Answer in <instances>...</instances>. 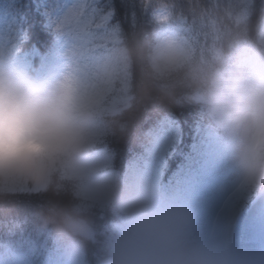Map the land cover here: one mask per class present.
Masks as SVG:
<instances>
[{
  "label": "clouds",
  "instance_id": "clouds-1",
  "mask_svg": "<svg viewBox=\"0 0 264 264\" xmlns=\"http://www.w3.org/2000/svg\"><path fill=\"white\" fill-rule=\"evenodd\" d=\"M140 3L152 8L153 33L122 37L113 52L122 64L141 71L126 108L136 99L164 107L165 97L195 104L229 144L238 186L264 195V17L250 29L247 13H227L229 32L198 54L166 30L175 18L174 0ZM65 55L63 73L38 78L0 42V205L18 191L52 188L58 173L83 167L96 142L101 93L114 77L111 61L101 63L95 86L85 91ZM154 85L160 96L152 95ZM109 123L120 132L128 127L114 118ZM98 195L122 218L102 264H247L241 251L190 242L188 210L146 179L114 174L100 180ZM42 220L68 237L72 250L94 238L79 206L53 207Z\"/></svg>",
  "mask_w": 264,
  "mask_h": 264
},
{
  "label": "rangeland",
  "instance_id": "rangeland-1",
  "mask_svg": "<svg viewBox=\"0 0 264 264\" xmlns=\"http://www.w3.org/2000/svg\"><path fill=\"white\" fill-rule=\"evenodd\" d=\"M106 1V11L104 12L114 10L111 6L112 1ZM251 1L252 0H244V3L241 5V7L246 10L247 14ZM174 2L176 3V0H174ZM179 2L187 8L189 3L208 4L209 0H179ZM213 2H215V0H213ZM138 3L141 4L140 0H119V4L126 14V29L132 33L131 36L133 33L145 28V23L141 16L142 12L139 9ZM223 5L224 4L221 3L222 7ZM52 7L53 5L49 7V9ZM4 22L5 19L1 21V23ZM109 26L118 27L120 34L123 30V27L117 23H111ZM21 64L26 67L25 62H22ZM66 65L67 59L60 70L53 73L49 77H55L63 73L66 70ZM129 98L130 96H126L123 102L127 101ZM147 102L150 101L147 100ZM120 109L121 108L118 106L117 108L110 110V112H117ZM217 134H219V137L217 139L213 137V141L217 144L220 143V145H217L215 151L209 153L207 156L208 161L205 165H201L203 166L202 170L212 167L210 163L211 159L214 160L215 158H218L217 160H219V162L214 168V179H211L209 182L201 185L203 193L197 195V206L193 208V210H188L190 214L188 238L190 242L194 244H203L220 248L229 247L234 250H236L238 245V248L243 249L244 251L242 252L247 255V264H264V223H256L255 226L246 228L244 227V221H242L239 226L241 228L239 239L237 230L234 228L239 219L245 220V210L248 208L249 199L253 193H250L246 189L238 186L236 174L233 169L230 146L226 143V139L220 131ZM161 166L162 159L157 158L155 163L148 168V175L145 179L159 186L161 183ZM95 167L98 166L91 163H84L83 167L72 169V173L81 178L82 182L85 183L83 192L87 197L88 204H94L100 202L99 200H102L98 195V182L100 180H98V173ZM28 190L41 191L42 189ZM217 204H221L220 208L216 211V213L211 214L213 208H215ZM120 220H122V218H120ZM115 235L116 232L111 236V238ZM36 246L37 245L32 242L29 251L34 252L36 250ZM18 252L19 253L14 254L13 257L6 256L5 258L8 260H0V264H29L25 261L27 253L21 251ZM82 255L83 254L80 250L73 251L72 255L68 257L64 264H86Z\"/></svg>",
  "mask_w": 264,
  "mask_h": 264
},
{
  "label": "snow or ice",
  "instance_id": "snow-or-ice-1",
  "mask_svg": "<svg viewBox=\"0 0 264 264\" xmlns=\"http://www.w3.org/2000/svg\"><path fill=\"white\" fill-rule=\"evenodd\" d=\"M244 0H209L208 4L189 3L185 8L179 0L173 7L175 18L166 25V30L178 34L194 52L203 54L228 30V15L231 12L247 13L240 7ZM112 11L104 12L96 6V0H55L49 11L51 23L67 45L69 67L81 76L82 88L86 91L95 86L96 73L105 60L111 61L114 77L102 90L103 111L117 108L125 99L133 77L132 68L113 56L122 43L118 27H110ZM223 18V19H222ZM103 131L94 132L100 137Z\"/></svg>",
  "mask_w": 264,
  "mask_h": 264
},
{
  "label": "trees",
  "instance_id": "trees-1",
  "mask_svg": "<svg viewBox=\"0 0 264 264\" xmlns=\"http://www.w3.org/2000/svg\"><path fill=\"white\" fill-rule=\"evenodd\" d=\"M114 3L117 11L121 9V6L117 2ZM0 7L14 10L21 15L23 23L20 28V36H25V42L29 44V46L24 48L25 50L22 49V53L28 52L30 55L31 52V57L39 58V69L43 70V64L49 63L52 60L51 58L58 54L59 45L62 43V40L57 38L53 39L48 34L29 5L18 4V2L12 5L8 3L4 4L0 0ZM253 9L248 21L250 29H254L258 20L264 17V0H254ZM123 13L124 11H121L120 15H123ZM228 32L229 30L227 32H221L220 35H226ZM33 47L35 49L29 51ZM137 81L140 84L141 76L138 77V70ZM154 86H152V95L154 97L160 96V89L157 88L158 86ZM164 104V107L172 109L177 115H180L186 120L187 110L181 104L169 97H165ZM154 108L155 106L151 102L136 99L125 115L114 118H119L118 120L121 122H127L128 127L124 132L117 131L110 125L109 121L113 118L98 119V124L103 131L100 137L102 145L115 153L117 158H119V155L123 157H120V160L124 159L122 163L130 162L134 157L135 147L140 144V136L136 138L141 131L139 128L142 127V122L146 114ZM189 115H192L191 110H189ZM129 144L131 146L129 149L130 157L126 158ZM52 188L57 191H54ZM52 188H49L47 190L49 192L44 196L40 195L39 197H35L28 194L14 193L4 198L3 204L0 205V251L7 246H19L32 239H37L38 233L42 228L41 226H45L42 216L47 214L53 207H65L71 198L76 201L79 197L77 189L67 181L63 171L54 177ZM46 227L50 229V237L36 264H52V261L55 259V249L58 243L66 237L55 231L51 224ZM84 245L87 250L93 253L95 246L89 240L84 241Z\"/></svg>",
  "mask_w": 264,
  "mask_h": 264
}]
</instances>
